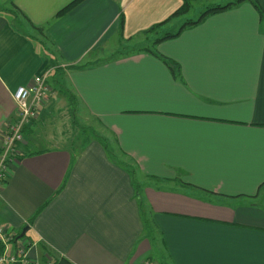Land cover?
<instances>
[{
	"label": "crops",
	"instance_id": "crops-1",
	"mask_svg": "<svg viewBox=\"0 0 264 264\" xmlns=\"http://www.w3.org/2000/svg\"><path fill=\"white\" fill-rule=\"evenodd\" d=\"M6 1L24 24L0 3V149L15 90L57 64L72 110L108 133L71 139L45 123L49 103L25 128L0 228L33 242L31 264H264V17L245 0L158 38L174 73L148 50L105 53L116 56L121 15L129 42L182 0H84L61 17L73 0Z\"/></svg>",
	"mask_w": 264,
	"mask_h": 264
},
{
	"label": "rangeland",
	"instance_id": "rangeland-1",
	"mask_svg": "<svg viewBox=\"0 0 264 264\" xmlns=\"http://www.w3.org/2000/svg\"><path fill=\"white\" fill-rule=\"evenodd\" d=\"M235 1L237 0H196L194 1L191 10L188 13L175 17L176 21H174L173 24H171L169 27H166L165 29L161 31H158L156 33L154 31L151 33L139 34L137 35L135 39L132 38L133 40L129 42L124 41V38H119V40L121 41L120 43H118L117 41H113L112 47L113 49H116L117 51L116 56H113L108 51V54L105 53V57H110V59H117L118 57L124 56L125 54L135 53L136 51H139L140 49L149 48V47H151V50L156 51L154 48H157L156 40L158 38L164 37L168 33L178 32L181 29L182 25L184 26V24L190 20L196 21L197 19L200 18L201 14L208 8L215 7L217 5H225L227 3L235 2ZM246 1L253 9H255V11L257 12V16H259V18H262L260 12L256 9L252 1L251 0H246ZM0 3L6 6L3 8H6L7 10L10 11L9 16L15 19L16 23H19L20 26L24 24L22 22L23 15L21 14V12L17 11V9L15 8L13 9L11 7L12 6L11 2L6 1V0H0ZM237 5H234L233 7ZM206 20L202 21V23L205 22ZM263 22H264V18H263ZM25 25L26 27H29L26 24V22H25ZM191 26L193 25H190L187 27H191ZM35 32L36 34H38L36 30ZM47 50L49 51L48 47H47ZM55 70H56V66L54 67V71ZM59 76L63 78V76H61L60 74ZM56 80L57 79L55 75L50 80H48V84L50 87L49 92H52V93L48 94V97L45 100L44 106L49 103V105H51V108L54 109V111L52 110L47 111V115L44 116L45 123L51 124L52 121L54 122L53 125H55L56 122L59 123L61 126V131H64V133H66V135L69 136L71 139L78 138V137L83 138L85 136H87L89 139L93 137L97 138V137L106 136L108 133L102 128V126L100 125V123L97 121L96 118H94L90 114H87L83 111L78 112L77 110V112L75 111L76 113L73 112L71 108L72 105L70 106L69 99L66 97L67 95L65 93L62 94L61 92H59V88H56V85H57ZM58 85H61V83H59ZM76 104H77V101L75 102V107L77 106ZM69 108L71 109V111ZM40 116L38 117V119L40 118ZM0 152H1V149H0ZM28 264H31L29 259H28Z\"/></svg>",
	"mask_w": 264,
	"mask_h": 264
},
{
	"label": "built area",
	"instance_id": "built-area-1",
	"mask_svg": "<svg viewBox=\"0 0 264 264\" xmlns=\"http://www.w3.org/2000/svg\"><path fill=\"white\" fill-rule=\"evenodd\" d=\"M48 73L36 76L28 86H20L13 93L17 106L15 119L9 122L0 152V189L7 177L8 163L18 158L21 153L20 145L24 140V130L40 115L49 94ZM15 236L5 228H0V241L5 244L0 254V264L22 262L28 264L25 241H19L17 246L10 243Z\"/></svg>",
	"mask_w": 264,
	"mask_h": 264
},
{
	"label": "trees",
	"instance_id": "trees-1",
	"mask_svg": "<svg viewBox=\"0 0 264 264\" xmlns=\"http://www.w3.org/2000/svg\"><path fill=\"white\" fill-rule=\"evenodd\" d=\"M83 1L84 0H73V1H71L69 4H67L64 8H62L56 14V17H61V16L66 15L74 7H76L78 4H80ZM194 1H196V0H182L183 3L181 5V7L179 9H177L167 20H165L164 22H161V23H159V24H157L155 26H152L151 28H149L147 30H144V31L140 32V34L154 32L159 27H161L162 25H164V24L168 23L169 21H171L173 18L188 13L191 10ZM242 1H245V0H237L235 2H230V3H227L225 5H217L215 7L208 8L207 10H205L201 14V16H200L199 19H197L196 21L190 20V21L186 22L184 24V26L182 25V27H181L180 30H182L183 28H185L187 26L195 25V24L199 23L200 21H202L207 16H209L210 14H214V13H217V12H220V11H223V10H226V9H228V8L234 6V5H237V4L241 3ZM251 1L254 4V6L258 9V11L260 12L261 16L264 17V10L261 7V5L259 4L258 0H251ZM17 11L21 12V14L24 15L23 12L19 8H17ZM36 28H37L38 32L41 35H44L47 39H49L47 37V35L45 34V28L43 26H40V27L38 26ZM180 30L178 32H176V33H168L164 37L158 39L157 41L162 40V39H168V38L177 37L180 34ZM123 33H124V17L121 15V17H120V29H119V34H120L121 38H123ZM33 39H35L36 42H37V39L36 38H33ZM38 44L42 45L43 50L48 51L45 43L38 42ZM143 50L151 51L152 53H154L155 55H157L159 58H161L170 67V69L172 71H174V73L175 72H179L181 70V67L179 66L178 63L174 62L173 60L167 58L164 55H161V54L156 53L155 51L151 50V48H144ZM82 65L83 64L71 65L68 68L69 69L82 68L83 67ZM57 74H60L61 76H64L66 74V71H65V69L63 70V68L60 65H57L56 66V70L54 71V75L56 76ZM173 75L175 77H179V74H173ZM59 86L60 87H63L61 85H59ZM64 93L67 95L66 97L69 99V102L71 103V105H75V102L77 101L76 100V96L70 90H65ZM73 112H74V108H73ZM103 143H104L105 147L108 148L107 142L103 141ZM13 239H14L13 241L16 242L15 237ZM10 243L13 244L12 241H10ZM32 243L33 242H29L28 244H26V248L27 249L30 248L31 245H32ZM14 246H17V244H14ZM4 248H5V244L0 241V254L3 252ZM14 264H23V263L22 262H18V263H14ZM54 264H73V263H71L67 259L62 258V259L56 260L54 262Z\"/></svg>",
	"mask_w": 264,
	"mask_h": 264
}]
</instances>
